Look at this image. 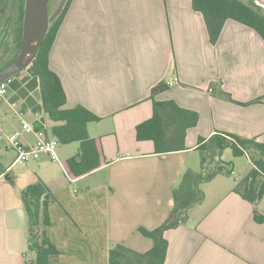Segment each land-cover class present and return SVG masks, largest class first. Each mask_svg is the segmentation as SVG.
Listing matches in <instances>:
<instances>
[{"label":"crops","instance_id":"crops-1","mask_svg":"<svg viewBox=\"0 0 264 264\" xmlns=\"http://www.w3.org/2000/svg\"><path fill=\"white\" fill-rule=\"evenodd\" d=\"M50 66L66 91L65 107L83 105L101 117L88 130L101 137L107 163L69 175L63 160L77 154L72 143L59 160L45 152L16 162L4 138L22 120L34 126L42 114L29 119L32 111L22 102H12L19 106L12 114L0 111V264H24L33 256H26L29 217L20 194L38 178L52 191L48 235L60 252L50 264H109L112 243L142 252L154 245L139 228L169 217L183 174L201 170V137L225 131L264 142V38L228 19L212 43L192 0H72ZM175 76L178 83L155 98L173 99L200 117L187 131V148L157 153L152 140L137 138V125L153 115V87ZM23 137L38 140L33 132ZM8 152L14 153L10 161ZM241 156L249 166L238 169L240 177L219 174L203 183L204 200L189 209L184 224L166 231L165 264H264V221H256L254 205L233 190L254 166L249 155ZM222 159L233 162L235 174L237 161ZM258 208L264 214V197Z\"/></svg>","mask_w":264,"mask_h":264},{"label":"trees","instance_id":"trees-1","mask_svg":"<svg viewBox=\"0 0 264 264\" xmlns=\"http://www.w3.org/2000/svg\"><path fill=\"white\" fill-rule=\"evenodd\" d=\"M71 1H67L61 14L51 23L34 61L10 79L8 90L15 91L12 102H22V109L42 114L34 123L36 130L46 129L47 123L51 122L52 135L59 139L60 144L79 143L77 154L63 161L68 174L79 177L104 166L107 159L101 137L91 136L88 130V124L99 121L101 117L83 105L65 107L66 91L61 78L50 66V51ZM192 6L204 15L210 40L214 44L218 41L228 19H235L253 27L264 38V7L254 0H192ZM24 8L25 0H3L0 3L2 16L0 29L4 24L5 33L12 27L11 31L17 33L18 38L16 52L1 64L0 68L9 64L20 50ZM169 87L168 82H160L153 87V115L137 125V138L152 140L157 153L187 148V131L198 123L200 117L197 111L183 107L173 99L155 98L157 93ZM210 88L214 90L213 87ZM226 96L231 98L230 94L226 93ZM260 100L256 99L254 102ZM226 148H231L235 156L247 154L252 160L253 168L235 184L233 190L254 205L255 220L263 222L264 214L258 205L264 197V142L221 131L207 140L204 137L200 138L198 149L201 153V170L188 169L183 174L180 183L174 189V207L169 217L155 228L149 229L144 226L139 228L144 236L154 240V245L142 252L123 243H112L108 263L165 264L168 252L166 231L184 224L189 209L204 200L205 192L201 188L203 183L211 181L219 174L233 173V162L222 159ZM4 171L5 168L0 161V174ZM20 196L29 217L26 256L33 255L26 259L24 264H50V257L60 252L48 235L52 191L43 179L38 178L27 185Z\"/></svg>","mask_w":264,"mask_h":264},{"label":"water","instance_id":"water-1","mask_svg":"<svg viewBox=\"0 0 264 264\" xmlns=\"http://www.w3.org/2000/svg\"><path fill=\"white\" fill-rule=\"evenodd\" d=\"M68 0H59L51 12L49 0H25L22 42L17 56L0 68V83L25 70L37 57L51 23L61 14ZM264 7V0H255Z\"/></svg>","mask_w":264,"mask_h":264},{"label":"built area","instance_id":"built-area-1","mask_svg":"<svg viewBox=\"0 0 264 264\" xmlns=\"http://www.w3.org/2000/svg\"><path fill=\"white\" fill-rule=\"evenodd\" d=\"M9 81L0 83V101H2L8 92ZM179 81L177 76L168 81L169 86H174ZM212 90V88H210ZM5 123L0 121V130ZM24 132H33L38 136L35 143H28L23 137ZM7 147L16 152V162L26 163L32 158H38L42 153H48L53 160H59L58 147L59 139L55 136H47L44 130H36L32 124L22 120L21 127L7 135Z\"/></svg>","mask_w":264,"mask_h":264},{"label":"rangeland","instance_id":"rangeland-1","mask_svg":"<svg viewBox=\"0 0 264 264\" xmlns=\"http://www.w3.org/2000/svg\"><path fill=\"white\" fill-rule=\"evenodd\" d=\"M2 1L3 0H0V3H2ZM58 2H59V0H55V1H51V2L49 1V8H50V11L51 12L57 7ZM10 41L14 45V42L15 41H14V38L13 37L10 38ZM11 55L12 54L4 55V51H3L2 54H1V56H0V65L3 64L5 61H7L11 57ZM14 96H15V91H13V90L10 89V90H8V92L6 94V97L2 101H0V111L3 113V115L12 114L14 112V109H16V110L18 109L19 106L18 107H14L12 105V99H13ZM28 118L29 119L34 118V113L33 112H30L28 114ZM51 125H52V123L51 122H48L47 129H48V132L52 134V132H51ZM4 141L8 143V139L7 138H4ZM0 145L1 146L2 145L4 146L3 140L1 138H0ZM65 145H67V144H60L59 147H58V153H59L60 158H61V150L62 149H66V148H64ZM70 147H72V148L76 147L77 150H78L79 143L78 142H74V143L71 144ZM13 156H14V153L13 152H8V161H10V159ZM223 158L226 159V160L234 159V160L237 161V168H236V171L237 172H235V174H231L232 175V178H236V176L239 174L238 173L239 172V170H238L239 168L241 170V168H248V166H249V159L246 156H241V157L235 158V156L233 155V152H232L231 149H228L225 152V154H223ZM21 165L22 164H18L17 167H20Z\"/></svg>","mask_w":264,"mask_h":264},{"label":"flooded vegetation","instance_id":"flooded-vegetation-1","mask_svg":"<svg viewBox=\"0 0 264 264\" xmlns=\"http://www.w3.org/2000/svg\"><path fill=\"white\" fill-rule=\"evenodd\" d=\"M1 17L2 16L0 15V22L2 21ZM3 27H4V24L1 25V29H0L1 30L0 31V56L3 51H4V55L13 54L14 52H16L17 47H18L17 33L11 31L12 27H10L9 30L4 33ZM12 37L14 38V41H15L14 45L10 41V38Z\"/></svg>","mask_w":264,"mask_h":264}]
</instances>
